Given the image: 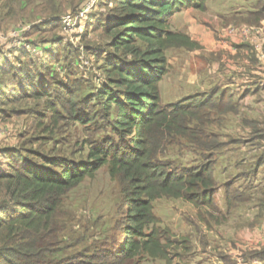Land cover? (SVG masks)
<instances>
[{
  "label": "trees",
  "instance_id": "1",
  "mask_svg": "<svg viewBox=\"0 0 264 264\" xmlns=\"http://www.w3.org/2000/svg\"><path fill=\"white\" fill-rule=\"evenodd\" d=\"M11 1L6 15L15 13L18 0ZM109 1L111 17L104 28L108 51L100 66L105 83L93 94L80 98L75 83L49 93L36 69L0 64V111L22 100L45 98L38 122L48 113L53 131L60 123L76 122L102 133L100 140L86 142V158L78 162L36 152L29 158L15 148L2 151L8 169L0 171V264H140L145 258L171 264L181 249L189 250V242L161 228L153 202L180 200L200 215L223 221L253 201V188L225 182V214L216 206L214 170L223 144L209 129L216 114L234 110L231 104L225 106L210 93L161 104L159 86L169 71L166 52L199 48L187 35L171 31L170 20L187 9L205 11V0ZM173 148L178 157L179 151L192 149L199 163L177 165L170 157ZM103 167L118 184L125 209L122 245L117 252L95 248L64 255L63 199ZM258 201L264 208V185ZM253 257L264 259V251Z\"/></svg>",
  "mask_w": 264,
  "mask_h": 264
},
{
  "label": "rangeland",
  "instance_id": "2",
  "mask_svg": "<svg viewBox=\"0 0 264 264\" xmlns=\"http://www.w3.org/2000/svg\"><path fill=\"white\" fill-rule=\"evenodd\" d=\"M207 1L206 12L196 11L198 20L202 17L209 20L211 12H218L219 6L230 2ZM250 4L247 7L249 11L252 7ZM11 5V0L0 3V64L8 63L12 68H24L22 70L36 69L38 82L49 93L58 85L75 83L80 90L78 96L85 98L105 83L100 66L101 58H105L104 52L108 51L109 38L105 36L104 28L111 17L109 0H18L15 6L13 4L15 13L6 15ZM247 9L234 13L245 10L248 13ZM180 28V22L170 20L171 31L179 32L177 29ZM179 51L174 49L166 52L167 62L168 56L170 61L173 57L178 58L177 63H168V73L171 70L176 72L182 66L193 71L192 60L189 62L188 58H179ZM55 53L56 57L53 55ZM50 63L52 66H49ZM4 69L3 65L1 70ZM174 72L166 76L159 86L163 106L184 99L187 93L188 84L179 82ZM19 76H25V72ZM2 82L8 85L7 78L2 77ZM45 103V98L22 100L0 111V171L8 169L3 150L15 148L29 158L36 152L50 158L60 156L78 162L86 158V142L100 140L101 131H93L89 126L76 122L60 123L57 130L53 131L48 113H44V118L39 120L43 127H38V117L40 114L42 116ZM243 119L249 120L247 117ZM221 122V127L209 129L212 132L214 128V132L221 137L231 136V139L220 141L223 144L221 150H224L217 158L218 165L214 171L218 186L216 206L225 214V182L239 189L253 188L255 196L251 203L239 207L223 221L200 215L191 205L180 200L162 198L153 202L154 214L160 220L161 228H167L174 237L189 242V250L181 249L179 257H171V264H239L247 260L252 254L249 250L255 248L254 245L247 246L244 228L250 219L257 224L258 220L255 219L264 214V208H260L258 201L259 190L264 184V172L259 171L255 176H250L252 162L247 163L249 167L246 170H242L245 167L242 160H249L250 156L241 149L245 140L238 137L239 131H235L238 126L235 127L228 120ZM171 150L170 157L176 159L179 166L192 167L199 163L195 151L190 148L179 151L180 157L177 156V149ZM247 179L253 185H247ZM61 211L67 215L61 220L66 228L61 239L63 245L68 247L64 255L82 250L92 252L95 248L117 252L122 245L121 229L125 209L119 197L118 184L110 178L106 167L70 191L63 199ZM140 264L165 262L145 258Z\"/></svg>",
  "mask_w": 264,
  "mask_h": 264
},
{
  "label": "crops",
  "instance_id": "3",
  "mask_svg": "<svg viewBox=\"0 0 264 264\" xmlns=\"http://www.w3.org/2000/svg\"><path fill=\"white\" fill-rule=\"evenodd\" d=\"M250 3L252 7L249 11L247 7ZM207 5L208 1L205 0L206 8ZM241 9L249 12L234 13ZM226 13L230 14L225 16ZM172 19L182 25L177 31L187 35L199 48L192 51L177 49L180 50L179 58H188L189 62L192 60L193 71L182 66L176 72L171 70L166 76L174 72L179 82L188 84L184 98L210 93L215 100L224 101L225 106L231 104L234 110L216 114L211 127H221L222 120L238 126L235 131L238 130V137L245 140L241 149L250 155L249 160H242L245 163L242 170H246L249 167L247 163L252 162L250 176H255L259 171L264 172V165H259L264 157V0H230L227 5L219 6L218 12H211L209 20L204 17L198 20L194 9L182 11ZM177 61V57L170 61L168 56L170 65ZM245 117L249 120L243 119ZM214 128L210 134L219 141L231 139V136L216 134ZM223 150L216 154V158L220 157ZM217 165L218 160L215 169ZM247 181V185H253ZM250 220L244 228L247 236L245 241H248L247 246L254 245L255 248L249 250L252 254L239 264H264V259L253 257V254L264 251V214L255 219L258 220L257 224L252 222L253 219ZM251 260L254 262H249Z\"/></svg>",
  "mask_w": 264,
  "mask_h": 264
}]
</instances>
